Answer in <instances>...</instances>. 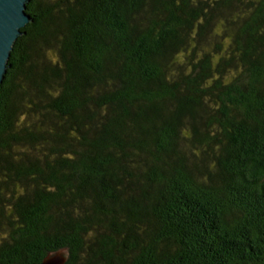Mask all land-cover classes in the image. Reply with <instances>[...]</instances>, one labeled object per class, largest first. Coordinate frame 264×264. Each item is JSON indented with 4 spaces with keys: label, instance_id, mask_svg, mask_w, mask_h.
Segmentation results:
<instances>
[{
    "label": "trees",
    "instance_id": "obj_1",
    "mask_svg": "<svg viewBox=\"0 0 264 264\" xmlns=\"http://www.w3.org/2000/svg\"><path fill=\"white\" fill-rule=\"evenodd\" d=\"M0 81V264H264V0H29Z\"/></svg>",
    "mask_w": 264,
    "mask_h": 264
},
{
    "label": "water",
    "instance_id": "obj_2",
    "mask_svg": "<svg viewBox=\"0 0 264 264\" xmlns=\"http://www.w3.org/2000/svg\"><path fill=\"white\" fill-rule=\"evenodd\" d=\"M29 0H0V81L6 71L7 59L12 43L18 34L25 33L20 28L27 22H33L26 11ZM68 256V249L60 247L46 251L37 264H63Z\"/></svg>",
    "mask_w": 264,
    "mask_h": 264
}]
</instances>
